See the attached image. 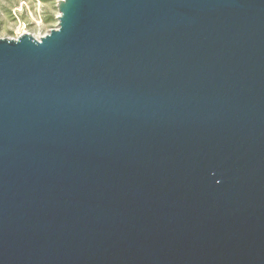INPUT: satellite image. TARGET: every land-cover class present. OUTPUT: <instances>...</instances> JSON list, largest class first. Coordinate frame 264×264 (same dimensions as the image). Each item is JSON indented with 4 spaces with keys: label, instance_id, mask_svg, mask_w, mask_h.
Returning a JSON list of instances; mask_svg holds the SVG:
<instances>
[{
    "label": "water",
    "instance_id": "obj_1",
    "mask_svg": "<svg viewBox=\"0 0 264 264\" xmlns=\"http://www.w3.org/2000/svg\"><path fill=\"white\" fill-rule=\"evenodd\" d=\"M0 38V264H264V0H60Z\"/></svg>",
    "mask_w": 264,
    "mask_h": 264
},
{
    "label": "rangeland",
    "instance_id": "obj_2",
    "mask_svg": "<svg viewBox=\"0 0 264 264\" xmlns=\"http://www.w3.org/2000/svg\"><path fill=\"white\" fill-rule=\"evenodd\" d=\"M60 0H0V38L46 35L58 25Z\"/></svg>",
    "mask_w": 264,
    "mask_h": 264
}]
</instances>
